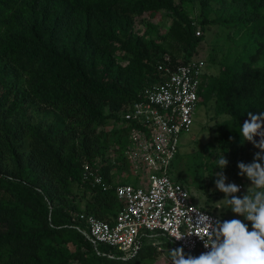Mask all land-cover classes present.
<instances>
[{"label":"trees","instance_id":"trees-1","mask_svg":"<svg viewBox=\"0 0 264 264\" xmlns=\"http://www.w3.org/2000/svg\"><path fill=\"white\" fill-rule=\"evenodd\" d=\"M212 29L218 73L203 77L199 108L213 102L208 148L238 178L258 151L241 145V125L264 112V0H0V264H171L167 237L124 261L79 232V215L114 223L124 208L115 183L141 179L128 152L156 151L124 109L162 82L161 65L198 58ZM86 165L101 185L84 182ZM214 195L201 206L212 213Z\"/></svg>","mask_w":264,"mask_h":264},{"label":"built area","instance_id":"built-area-1","mask_svg":"<svg viewBox=\"0 0 264 264\" xmlns=\"http://www.w3.org/2000/svg\"><path fill=\"white\" fill-rule=\"evenodd\" d=\"M166 61L170 62V57ZM158 69L164 75L162 82L123 111L126 121L140 124L151 133L156 151L154 154L148 149L140 151L142 160H139L143 165L149 163V168L141 171L142 179L137 182L115 183L124 208L114 223L84 213L79 215V232L97 249L106 246L122 253L120 259L124 261L136 256L146 242L159 244L160 236L167 237L175 250L183 249L185 255L198 256L208 250L198 236L207 240L212 234L210 220L205 217L213 223L221 220L197 206L190 189L176 181L170 170L179 153L181 135L190 133L195 125L199 91L203 77L209 75L208 65L202 58H196L177 68L161 65ZM148 170L152 172L145 177L143 174ZM84 182L95 187L103 179L86 165Z\"/></svg>","mask_w":264,"mask_h":264},{"label":"clouds","instance_id":"clouds-1","mask_svg":"<svg viewBox=\"0 0 264 264\" xmlns=\"http://www.w3.org/2000/svg\"><path fill=\"white\" fill-rule=\"evenodd\" d=\"M248 119L240 128L241 145L251 143L258 151L251 163L238 162L239 175L246 177L251 186L242 197L238 195L241 187L227 182L224 170L229 161L225 155L217 159L220 169L215 173L216 189L224 194V199L235 216L244 220H217L210 218L212 234L204 242L206 252L198 256L185 255L183 249L171 250L173 264H264V112L247 114ZM255 189V191H253ZM203 231V229H202Z\"/></svg>","mask_w":264,"mask_h":264},{"label":"rangeland","instance_id":"rangeland-1","mask_svg":"<svg viewBox=\"0 0 264 264\" xmlns=\"http://www.w3.org/2000/svg\"><path fill=\"white\" fill-rule=\"evenodd\" d=\"M198 9H195V15H198ZM142 19H148V16L145 15ZM159 20L154 19L153 22L157 23ZM138 29L141 30V34L144 31V27L142 25L138 26ZM217 32L215 29L208 31L205 36V44L203 45L201 52L198 55V58H202L207 62L208 71L210 75H216L218 73V65L211 64L208 60L211 53V45H214V34ZM120 62H122L120 60ZM213 102L209 104V107H201L198 109L195 119V125L192 131L188 134H182L180 137L179 144V157L176 158L174 162L176 177H181L185 179L189 184V189L193 194L194 202L197 206H204L207 203L210 194H214L217 198L211 203L214 207V213L219 216H225L227 219H240L244 220L243 217L235 216L234 213L230 210L231 205L227 203L226 200H223L225 197L221 195V192L216 189L215 185V173L219 172V168H213V164L216 163L218 157L217 152L212 154L209 145L213 144L216 141V133L212 130L217 123L215 119V112L213 110ZM160 142V139L157 140ZM131 148H134L133 142L130 145ZM142 153V152H141ZM136 148L128 152L129 164L130 166L137 165V173L141 172L139 168V160H142V154ZM114 153H111L110 157H113ZM111 160H114L111 158ZM212 166V167H211ZM152 171H145L143 174L145 177L149 175ZM213 173V174H212ZM225 175L227 176V182L235 183L239 186H242L243 190L238 193L240 197L246 194L248 187L251 186V182L246 177H238L235 178L232 172L227 173L224 170ZM129 173H126L120 177V181L123 182L124 179L129 180V183H134L137 180H141L136 176H128ZM213 177V186L207 187L209 185V176ZM141 175V174H139ZM142 175V176H143ZM119 180V179H118ZM208 191V193L206 192ZM255 191V189H253ZM246 224H250L248 221L244 220ZM251 230V228H249ZM146 244H148L146 242ZM165 257L171 264H173V259L171 256V251L166 252Z\"/></svg>","mask_w":264,"mask_h":264},{"label":"crops","instance_id":"crops-1","mask_svg":"<svg viewBox=\"0 0 264 264\" xmlns=\"http://www.w3.org/2000/svg\"><path fill=\"white\" fill-rule=\"evenodd\" d=\"M118 182L122 184V182H121L120 180H118ZM135 182H136V181H135ZM126 183H129V181L125 182V184H126ZM130 183H131V182H130Z\"/></svg>","mask_w":264,"mask_h":264}]
</instances>
